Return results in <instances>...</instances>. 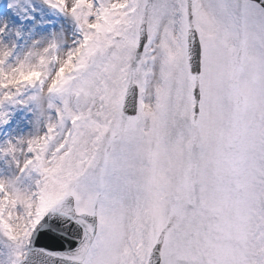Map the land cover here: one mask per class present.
<instances>
[{
    "label": "snow or ice",
    "instance_id": "obj_1",
    "mask_svg": "<svg viewBox=\"0 0 264 264\" xmlns=\"http://www.w3.org/2000/svg\"><path fill=\"white\" fill-rule=\"evenodd\" d=\"M44 3L81 38L0 41V89L46 97L0 149V264H264V0Z\"/></svg>",
    "mask_w": 264,
    "mask_h": 264
},
{
    "label": "rangeland",
    "instance_id": "obj_2",
    "mask_svg": "<svg viewBox=\"0 0 264 264\" xmlns=\"http://www.w3.org/2000/svg\"><path fill=\"white\" fill-rule=\"evenodd\" d=\"M11 4L12 7L8 5ZM7 23L8 27L0 41L9 47L15 45L9 63L14 68L16 58H23L24 53L32 48L34 40L44 42L53 37L58 41L59 54L67 52L74 47V42L81 38L80 31L70 16L50 8L44 0H0V26ZM19 33V35H17ZM36 48L42 45L35 46ZM35 51V48H33ZM31 62H35L36 57H30ZM39 91V87H24L17 91L15 88L0 89V97L7 92L12 95V101H6L0 106V112L6 113L7 124L0 123V149L6 147L7 141H12L18 151L12 155L20 159L24 147L22 141H26L39 132L44 131V116L41 115L42 103H46V97L42 94V103L29 99L34 92ZM18 100H26V104L16 103ZM6 136V138H3ZM12 155H5L0 152V176L10 177L15 172V165ZM3 241L0 240V251L3 250ZM2 259V257H0Z\"/></svg>",
    "mask_w": 264,
    "mask_h": 264
},
{
    "label": "water",
    "instance_id": "obj_3",
    "mask_svg": "<svg viewBox=\"0 0 264 264\" xmlns=\"http://www.w3.org/2000/svg\"><path fill=\"white\" fill-rule=\"evenodd\" d=\"M37 245L51 250H63L60 241L49 236L41 237Z\"/></svg>",
    "mask_w": 264,
    "mask_h": 264
}]
</instances>
